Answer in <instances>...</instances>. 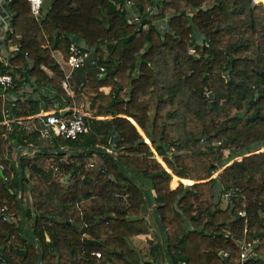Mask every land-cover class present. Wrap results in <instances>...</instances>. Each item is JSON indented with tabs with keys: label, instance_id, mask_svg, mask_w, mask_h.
<instances>
[{
	"label": "trees",
	"instance_id": "16d2710c",
	"mask_svg": "<svg viewBox=\"0 0 264 264\" xmlns=\"http://www.w3.org/2000/svg\"><path fill=\"white\" fill-rule=\"evenodd\" d=\"M124 1L44 0L39 17L29 0L9 1L0 73L14 76L16 97L0 93V210L11 218L0 214V255L11 264H264V6L130 0L141 9L131 21ZM72 42L91 52L69 78L73 95L58 61ZM11 44L20 51L5 56ZM83 96L90 131L46 141L44 154L71 151L65 182L18 158L13 142L29 152L37 137L17 121L10 129L6 113L74 107ZM96 153L103 173L87 167ZM173 179L190 184L172 189ZM231 186L241 195L223 205L218 194ZM148 213L158 229L151 261L132 244L150 233ZM245 241L257 244L243 260Z\"/></svg>",
	"mask_w": 264,
	"mask_h": 264
},
{
	"label": "built area",
	"instance_id": "2783aa9c",
	"mask_svg": "<svg viewBox=\"0 0 264 264\" xmlns=\"http://www.w3.org/2000/svg\"><path fill=\"white\" fill-rule=\"evenodd\" d=\"M31 3L32 11L36 17H39L42 4L44 0H29ZM254 4L263 5V1L259 0H252ZM122 11L127 13L128 18L131 21H139L140 20V8L135 7L131 3L130 0H125L123 3L119 4ZM148 10L152 12H159L160 9L154 7L153 9L151 6L148 7ZM12 18V16H11ZM11 20V19H10ZM10 25L9 24L6 28V31ZM6 31L3 33L6 34ZM0 33L1 42H4L5 36ZM3 46V44H2ZM20 51V47L17 45H10L8 48L4 47L2 49L3 54L6 56L11 52H18ZM70 56L67 61H64L62 57H58L59 63L62 65L63 69L66 71V78L62 82L63 86L67 89L70 87L69 78L72 74V71L76 68L84 66L90 57V51L85 49L82 45L72 42L70 44ZM28 55V52H25ZM15 78L11 73H0V93L5 98L10 89L14 88L15 86ZM69 86V87H68ZM54 89L51 88V92H46L47 95L51 96L53 94ZM71 93V92H70ZM67 112H71L70 115H67ZM88 114L73 110V109H54L45 112H39L34 115L24 116L19 118H8V114L6 113V119L3 123H8L10 129H13L11 126V122L17 121L21 124L27 134H36L44 141L52 142L53 139L63 138L65 140H77L83 134H86L90 131V125L87 121ZM93 166V164H90ZM55 170H58V166L52 165ZM4 166L0 164V170L3 171ZM7 179V177H5ZM242 189L239 186H231L227 189H224L219 197L220 202H226L228 204H233L234 199L241 195ZM8 211V206L5 205L3 209L0 210V214H3L5 220H11L9 215L4 214ZM256 242H243L242 246V253L241 258L247 259L251 255H255L254 247L256 246ZM98 257H101V253H96ZM0 264H11L7 260H5L0 255ZM129 264V263H128ZM178 264H190L187 261H179Z\"/></svg>",
	"mask_w": 264,
	"mask_h": 264
},
{
	"label": "rangeland",
	"instance_id": "374dc122",
	"mask_svg": "<svg viewBox=\"0 0 264 264\" xmlns=\"http://www.w3.org/2000/svg\"><path fill=\"white\" fill-rule=\"evenodd\" d=\"M213 4V2L212 1H209L208 2V6H211ZM121 81L123 82V84H125L126 83V78H122L121 79ZM62 86H63V84H62ZM67 91H69V93L71 94V95H73V91H72V89H71V85H70V87L67 89L65 86H63ZM107 89V90H106ZM104 90L106 91V92H108L110 89L109 88H104ZM81 98V97H80ZM79 98V99H80ZM82 100H83V102H84V107H83V110H80L81 112H84V113H88V109H87V103H86V97H82L81 99H80V103L82 102ZM45 105V104H44ZM44 105H42L43 107L42 108H44L45 106ZM43 110H41V112H42ZM92 115V114H91ZM142 132V131H141ZM143 133V132H142ZM36 137H37V141H36V143H32L31 142V145H34V150L32 151L33 153L31 154L30 152V154L26 151V149L27 148H25V146H23V148L25 149L24 151H25V155L26 156H29L31 159H33V161L36 163H38L39 165H41L43 168H44V170L46 171L47 169L50 171V169L51 170H53V168H52V164H54L55 166H58L59 167V169L58 170H53V175H55V176H57V177H59L63 182H65V171L63 170L64 168L62 167V163H64L65 161H67V159H68V157H69V155L71 154V151H70V149L68 148V150L67 149H65L64 150V152H61V154H63L64 156L63 157H59V155H56V154H52V155H47V154H44V151H45V149H46V147L48 146V144H46V141H44L43 139H41L38 135H36ZM149 142V141H148ZM262 150H264V147L262 148ZM63 151V150H62ZM229 153V151H225V155H227ZM151 155L152 156H155V157H157L160 161L162 160L161 159V157H159L158 156V154L156 153V151L154 150V149H152V153H151ZM52 156V157H51ZM243 158V156H239L238 158H236V159H238V160H240V159H242ZM90 164H93V166H91ZM103 165L102 167H98V165ZM105 163H104V161H103V159H102V156L100 155V154H98V153H96V154H94V155H92L91 157H89L88 158V165H87V167H88V169H93V170H97V172L98 171H102V173L105 171L104 170V168L103 167H105V165H104ZM218 175V173H216L214 176H217ZM68 179V178H67ZM178 181L176 182H174V179H173V181H172V183H171V187H172V189H175V188H177L178 187V184L181 182V180H179V179H177ZM182 182H184V181H182ZM184 183H186V182H184ZM186 184H190V183H186ZM27 196H30V194H26V196H25V198L27 199ZM218 197H220V195L218 194ZM28 200V202H29V205H30V198H28L27 199ZM26 200V201H27ZM218 200H219V198H218ZM221 204H223V205H226V204H228V203H226V202H221ZM147 216H150V214L148 213L147 214ZM151 217V216H150Z\"/></svg>",
	"mask_w": 264,
	"mask_h": 264
},
{
	"label": "crops",
	"instance_id": "0c3cea01",
	"mask_svg": "<svg viewBox=\"0 0 264 264\" xmlns=\"http://www.w3.org/2000/svg\"><path fill=\"white\" fill-rule=\"evenodd\" d=\"M9 1L10 0H0V33H4L5 31H6V28H7V26H8V24H9V21H10V19H11V16H12V11H11V9H10V7H9ZM4 35V34H3ZM6 35V34H5ZM4 35V36H5ZM107 90V89H106ZM45 92L47 91V92H51V88H49V87H46V90H44ZM7 99H13V97H16L15 96V94L14 93H8L7 94ZM45 107L44 108H41V110H43L42 112H45V111H49V110H46V105H44ZM43 107V106H42ZM83 107H84V102H83V100H82V102L81 103H79V105H76V106H74V107H72V106H67V107H65L66 109H73V110H78V111H80V110H83ZM88 114V116H90V117H93L92 115H91V113H87ZM96 118H99V117H96ZM150 142V141H149ZM50 146V145H49ZM49 146H47L46 148H48ZM13 147L15 148V151H17V155H18V151L19 150H22V154H25V152L23 151V146H18V145H16L14 142H13ZM66 148L65 147H62L61 149H59V150H65ZM33 150L31 149L29 152L32 154L33 152H32ZM28 152V153H29ZM53 152L54 151H50V153H51V155L53 154ZM29 153V154H30ZM21 154V155H22ZM52 157V156H51ZM52 165H54V164H52ZM55 166V165H54ZM103 166V165H102ZM100 164L98 165V167L100 168V167H102ZM63 167V166H62ZM53 168V167H52ZM104 168V170H105V167H103ZM44 169V168H43ZM59 169V168H58ZM53 170H54V168H53ZM53 170H51L50 169V171L51 172H53ZM64 170V169H63ZM46 171H49L48 169L46 170ZM103 171V170H102ZM54 173V172H53ZM179 180H181V179H179ZM181 181H183V180H181ZM179 185V184H178ZM176 189V188H175ZM29 194V193H28ZM28 198H30V196H27V199ZM26 207L28 208V207H31L30 205H29V202H28V200H27V202H26ZM149 217V222H150V224H151V230H150V233L149 234H147V235H140V236H136V237H134V238H132V244L135 246V248H137L139 251H140V253H141V255H142V257H143V259L144 260H152V256L150 255V253H149V251H150V248L154 245V244H156L157 242H158V235H157V233H158V229H157V224H156V222H155V218L153 217V216H148ZM154 264H167V262L165 263L162 259H161V257H159L158 259H156L155 261H154Z\"/></svg>",
	"mask_w": 264,
	"mask_h": 264
},
{
	"label": "water",
	"instance_id": "95a60500",
	"mask_svg": "<svg viewBox=\"0 0 264 264\" xmlns=\"http://www.w3.org/2000/svg\"><path fill=\"white\" fill-rule=\"evenodd\" d=\"M31 149H29V151H30ZM90 150L91 151H94V152H99V151H103L104 150V148L103 147H100V146H92L91 148H90ZM61 152H64V151H62V150H58V153H61ZM21 154H22V150H19L18 151V158H20V156H21ZM244 156H246V155H244ZM243 156V157H244ZM117 162H118V164L120 165V167L123 169V170H126V168H125V166H124V164L122 163V162H120L119 160H117ZM0 174L1 175H3V172L0 170ZM69 177V176H68ZM20 181H22L21 180V178H20ZM7 182V181H6ZM9 185V184H8ZM146 195H147V198H148V201H149V204H150V207H153V202H152V199H151V196L149 195V193L146 191ZM160 225L162 226V223H160ZM165 234H167V232L165 231ZM42 261V253L40 252V262Z\"/></svg>",
	"mask_w": 264,
	"mask_h": 264
}]
</instances>
